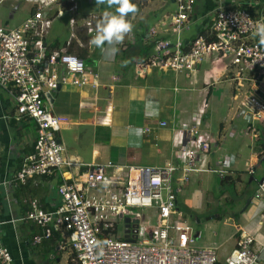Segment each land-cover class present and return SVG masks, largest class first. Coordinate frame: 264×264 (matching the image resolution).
<instances>
[{"label":"built area","instance_id":"2783aa9c","mask_svg":"<svg viewBox=\"0 0 264 264\" xmlns=\"http://www.w3.org/2000/svg\"><path fill=\"white\" fill-rule=\"evenodd\" d=\"M161 1H170L176 10L149 29L151 36L160 39L149 63L136 66L137 76L143 78L159 70L192 77L211 60L224 65L223 77L237 84L239 116L258 137L256 126L264 125V45L255 35V25L264 22V8H258V0H219L201 19L198 0ZM26 2L33 6V14L19 28L0 27V88L13 95L18 120L27 118L36 125L35 153L13 180L0 183V188L25 186L36 179L61 180L59 207L47 213L34 201L22 219L24 224L41 229L33 244L41 245L59 233L74 254V264H223L219 248L197 245L200 235L194 233L178 204L191 174H226L206 165L217 147L215 140L202 132L208 103H203L190 123L172 127L175 159L165 167L113 162L87 165L74 160L61 140L62 131L73 123L53 112V93L65 85L97 89L99 75L68 50L51 52L47 39L54 22L63 19L69 22L67 46L79 41L80 33L94 37L107 2L90 0L94 5L89 13H82L81 0ZM133 3L144 6L142 0ZM138 17L135 12L128 19L134 25ZM207 20L211 26L204 32L206 36L199 34L189 41L183 38L195 24ZM159 126L169 125L163 122ZM150 131L148 128L145 133ZM260 157L264 159V153L258 160ZM82 167L87 168L83 173ZM249 173L254 174L253 167ZM261 197L264 184L256 199ZM147 210L155 211L154 224ZM119 225L123 226V238L118 237ZM0 264H14L12 253L1 244ZM224 264H264V239L241 231L236 249Z\"/></svg>","mask_w":264,"mask_h":264},{"label":"crops","instance_id":"0c3cea01","mask_svg":"<svg viewBox=\"0 0 264 264\" xmlns=\"http://www.w3.org/2000/svg\"><path fill=\"white\" fill-rule=\"evenodd\" d=\"M217 1L204 0V12L211 11L212 9H208L215 7ZM258 1L259 8H264V0ZM6 3L9 10L8 20L13 21L20 7L17 1L0 0V5ZM87 4L89 12H92L93 4L90 0H87ZM199 8L198 0V10ZM153 10L147 11L148 16L142 15V18L149 17L147 22L150 17L156 18L161 9L158 7L156 11ZM89 12L84 9L82 11ZM32 14L33 6L29 16L21 23L13 28L6 23L0 27L19 28ZM137 25L138 23L135 28ZM64 36L65 33L60 30L50 33L47 39L49 50L53 52L65 49L78 55L85 60L91 72L99 75L100 82L97 89L65 85L53 93V112L69 117L73 123L61 133L67 155L87 165L113 162L120 166L161 168L171 164L175 159L171 129L190 123L197 112L194 111L189 120L185 121L189 114L179 109V88L176 85L180 75L153 71L143 78L137 76L135 63L143 61L152 53L155 37L151 33H129L121 44L116 45L119 51L115 57L109 59L101 49L90 45L92 37L85 33H80V40H74L71 46H67L70 36L67 39ZM158 36L162 37L163 33ZM205 64H211V70L208 68L211 72L205 70L203 88L199 90L201 103L198 111L205 101L209 104V96L217 85L227 81L232 83L234 103L230 106L226 120L213 127L204 123L205 129L202 132L213 138L217 145L207 158V168L211 171L226 170L228 175L225 174V179L228 180L222 181L223 186H234L235 194L246 205L243 211L245 222L234 219L236 232L233 238L236 240V248L237 237L241 231L258 237L259 240L264 239V197L256 199L260 185L264 184V175L261 178L256 176L258 165H264V159L258 160V156L264 153V148L249 131L246 121L239 116L240 101L236 96V82L223 77L224 65L216 64L212 60ZM197 80L194 78L195 83ZM207 83L210 85L207 86ZM163 122L168 123V128L159 126ZM148 128L150 133H145ZM256 129L260 138L264 136V125H257ZM63 133L67 135L64 136ZM35 141L36 125L27 118L18 120L13 95L0 88V183L13 180L14 175L35 153ZM251 167L254 169L253 175L249 173ZM86 170V167H82L80 171L83 173ZM262 173L264 174V170ZM203 174L205 178L200 183L199 190L192 194V199L182 202L181 196L179 197L178 204L183 212L182 207L192 213L197 211L202 207L204 196L210 194L207 184L209 178L205 174L212 173L191 174L188 180L194 182L197 177H203ZM60 183L61 180L55 177L31 180L25 186L15 184L11 189L0 188V244L10 250L14 264H74L72 252L65 245L61 234L54 233L53 239L35 246L33 239L41 234V229L22 222L34 201L47 213L54 212L59 207L57 187ZM222 199L226 201L227 196L223 194ZM196 235L202 238L201 232ZM200 247L220 249L216 245L203 244Z\"/></svg>","mask_w":264,"mask_h":264},{"label":"rangeland","instance_id":"374dc122","mask_svg":"<svg viewBox=\"0 0 264 264\" xmlns=\"http://www.w3.org/2000/svg\"><path fill=\"white\" fill-rule=\"evenodd\" d=\"M10 1H17L20 10L16 13L15 19L13 21H9V10L7 6L8 3H6L5 5H0V25L3 24L4 26L6 23V25L9 24L7 26L13 28L15 25L21 23L29 16V12L32 6L30 3L26 2V0H9V2ZM149 1L151 2L150 4H148ZM142 2L144 6L140 7V12H138L139 17L134 23V28L138 23L135 28V30L137 29L138 32L142 31L141 28H144L143 30H145L147 25H149L148 27L157 25L164 16H167L168 14L176 10V7L172 5L170 1L162 2L161 0H142ZM82 7L85 11L89 12L90 8L86 3L82 4ZM158 7H161L162 9L158 11L156 18L150 17L148 22L147 19L149 17L142 18V15L148 16L147 11H151L155 8L156 9L153 11H156ZM199 7H201L199 8V17L202 19V15L204 14V0H199ZM146 9L148 10L146 11ZM165 21L168 20L165 19ZM199 24H201V22L193 26L191 29L192 31L188 34L183 35V38L191 39L195 37L196 33L199 32L197 28ZM68 27L69 22L67 19L56 20L54 22V27L51 33H55L56 31L60 30L62 33H65L64 37L65 39H67L70 36ZM209 67L211 70V64L209 66L205 64L201 73L196 77H187L186 74H179L180 76L177 78L176 86L179 88L177 102H179V109L186 114H189L185 121L189 120L194 111L198 112V106L201 103L199 99V90L203 88V77L205 70L211 72L208 69ZM194 78L198 79L196 81L197 83H195ZM209 90H211V88ZM232 93V83H230V81L223 82L215 87V89L209 96V109L207 110L208 114L207 116L205 115L206 117H203V123H206L207 125L213 127L214 125L219 126L226 120L228 112L230 110V106L234 103ZM202 129L204 131V125ZM63 134L64 136L67 135V133ZM263 167L264 165L262 163L258 165L256 175L257 178H261L264 175L262 173V171L264 170ZM226 173L228 175L227 171ZM205 175H207L209 178L207 184L210 188V194L204 196V201L200 209L191 214H187L188 221L192 225L195 234H197L198 232L202 233V238L197 241V245L201 246L205 244L216 245L220 247L219 261L220 263L224 264L227 258L236 249V240L235 238H233L236 232L234 219L237 222H245V215L243 211L246 205H243L244 202L241 201V199L238 198V196L235 194L234 186L228 184L223 186L222 181L227 175L214 173ZM204 178L205 176L203 174V177H197L194 182H190V180H188V182L183 185V192L181 194L182 202H184L185 199H192V194L199 190L200 183H202V180H204ZM223 194L227 196L226 201H223L222 199ZM145 213L149 217H151L150 223L154 224L155 219L153 217L155 215V211L147 210L145 211ZM209 218L211 219V221H208ZM198 221H200L199 224ZM122 234L123 226L119 225L118 237L123 238ZM72 259H74L73 253Z\"/></svg>","mask_w":264,"mask_h":264},{"label":"clouds","instance_id":"9594fccd","mask_svg":"<svg viewBox=\"0 0 264 264\" xmlns=\"http://www.w3.org/2000/svg\"><path fill=\"white\" fill-rule=\"evenodd\" d=\"M105 2H107L109 9L115 5V11L105 10L103 12L101 18L97 20L95 25L96 34L91 38L89 43L90 45L101 49L102 53H104L107 58L112 59L119 51L116 45L121 44L125 39V36L129 33H135L134 31L136 30L134 25H132L128 19V16L130 13L134 14L135 12H140V9L137 11L133 0H96V3ZM218 2L219 0L216 2V4H218ZM255 35L259 38V43L264 45V22H256ZM185 40L189 41L191 39ZM105 45L108 47H105Z\"/></svg>","mask_w":264,"mask_h":264},{"label":"trees","instance_id":"16d2710c","mask_svg":"<svg viewBox=\"0 0 264 264\" xmlns=\"http://www.w3.org/2000/svg\"><path fill=\"white\" fill-rule=\"evenodd\" d=\"M81 3H86L87 4V0H81ZM93 4V3H92ZM94 5V4H93ZM136 5V9H137V11L140 9V7L137 5V4H135ZM82 6V5H81ZM87 6H88V4H87ZM89 7V6H88ZM115 5L111 8V9H109L108 8V6H107V4H104L103 5V10L105 11V10H108V11H115ZM258 8H259V6H258ZM211 9H214V7L213 6H211V8H209L208 10H211ZM205 11H206V9H205ZM204 13H207V11L206 12H204ZM198 24V23H197ZM197 24H195V25H197ZM210 24V22H209V20H207V21H205V23L203 22V23H201V24H199L198 25V30H200V36H206L207 35V33H204L206 30H209L210 29V26L211 25H209ZM194 25V26H195ZM149 29H150V27H147L145 30H142V31H140V33H148L149 32ZM135 33H138V31H135ZM196 37V36H195ZM158 39H160V38H155V39H153V46H152V53L151 54H149L143 61H139V62H137V63H135L136 65H135V71H136V66L138 65V64H140V63H149V61L155 56V48H156V45H157V43H158ZM70 52V51H69ZM72 53V52H71ZM159 71V70H158ZM34 123V122H33ZM259 132L262 134V131L261 130H259ZM257 139H258V143L259 144H261V146H263V148H264V136H262L261 138H260V135L257 137ZM260 160H263V158L262 157H260L259 158V161ZM55 178V177H54ZM49 179H52V178H49ZM228 179H225L224 180V182L225 181H227ZM61 184V183H60ZM183 206V205H182ZM182 209L184 210V212H186L187 214H191L192 212L191 211H189V209H187L186 207H182Z\"/></svg>","mask_w":264,"mask_h":264}]
</instances>
